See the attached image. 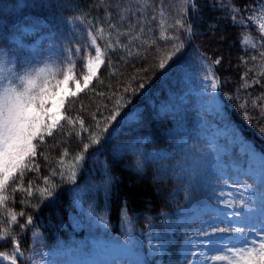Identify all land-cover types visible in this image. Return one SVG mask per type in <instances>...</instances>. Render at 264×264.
I'll use <instances>...</instances> for the list:
<instances>
[{
  "label": "trees",
  "instance_id": "16d2710c",
  "mask_svg": "<svg viewBox=\"0 0 264 264\" xmlns=\"http://www.w3.org/2000/svg\"><path fill=\"white\" fill-rule=\"evenodd\" d=\"M234 7L238 13H233ZM258 10V0H148L147 7L144 0H0V52L4 54L24 27L34 28V37L85 28L97 36L102 52L109 40L120 45L115 52L107 50L90 85L65 101L53 135L46 136L43 145L34 141L37 156L32 170H25L22 182L17 174L9 183L7 206L18 221L11 227L24 254L17 264H39L48 254L68 250L57 259L86 261L100 249L98 242H124L130 233L145 245L138 246L144 264L192 263L194 250L181 251L187 235L199 232L200 237L212 238L220 233L216 227L225 226H198L215 216L210 212L195 219H190L191 211L186 217L180 213L207 205L219 182L209 168L218 156L210 151L205 125L218 118L199 109L193 95H187L193 99L190 104L183 103L186 88L174 74L192 56L207 60L219 78L228 120L264 153V75L259 74L264 70L259 55L264 52V38L254 21L247 19ZM241 16L243 27L238 26ZM177 19L191 32L176 25ZM99 28L104 29V39L97 35ZM246 35L256 48L243 43ZM174 43L183 47L167 59ZM161 59L164 68L159 67ZM216 59L221 64L213 63ZM81 66L78 62L80 73ZM117 111L115 120L106 119ZM131 114L138 116L136 122L128 120ZM67 117L83 119L85 130L79 123L68 124ZM93 137L98 143L91 142ZM84 144L89 145L87 151ZM161 151L170 157L150 156ZM236 151L232 159L240 163ZM77 155H83V160L74 161ZM73 163L77 164L75 177L69 179L65 172L62 178L59 173ZM245 180L256 191L252 206L264 213V175L260 181ZM29 185L31 196L24 191ZM45 187L51 189L50 195H41ZM28 216L32 224H27ZM258 218L264 221L261 215ZM8 219L0 209V233ZM150 230L160 244V255H149L142 241ZM13 248L10 237L0 240V255L11 256ZM217 255L226 253L212 252L213 259Z\"/></svg>",
  "mask_w": 264,
  "mask_h": 264
},
{
  "label": "rangeland",
  "instance_id": "374dc122",
  "mask_svg": "<svg viewBox=\"0 0 264 264\" xmlns=\"http://www.w3.org/2000/svg\"><path fill=\"white\" fill-rule=\"evenodd\" d=\"M264 10H258L255 14V26L259 30V16ZM35 29L24 27L21 33L17 35L10 43L7 53L0 52V63L3 65L23 72L31 70L35 67L44 65H67L68 59L75 61L74 78L80 81V91L76 90V85L71 81L63 87V91L59 96L66 101L71 97V92L76 91L77 94L82 92L90 85V82L98 75L101 68H98L97 74L88 82L87 87L84 85L82 76L87 74L85 67L87 60L94 57V49L90 46V38L88 31L85 28L71 29L69 32L55 31L53 34H42L34 37ZM79 48L80 52L76 53ZM191 61L180 66L179 70L174 74L182 86L186 88L185 96L182 101L185 104H190L194 99L200 103L199 109L209 113L213 118H218L216 122L208 123L207 137L211 143L210 151L218 156V162L214 167L209 166L213 170L219 180L214 186V192L207 205L187 208L180 211L183 217L188 216V212L193 214L190 219L200 217L201 214L210 212L213 217L208 220L200 221L199 225L209 226L223 223L225 229H243V234L235 231L223 232L216 234L212 238L200 237L199 232L195 235L188 234L185 238V245L181 248L183 254L188 252V249L194 250V256L191 264H227V261H215L212 257V252L219 250L221 253L227 254V247L236 248L242 246H251V241L260 242V238L264 237V221L260 220L258 210L252 206L256 191L252 189L245 180L250 179L261 180L264 175V153H261L255 146L249 143L241 131L238 130L235 124L228 120L225 104L219 96L218 88L212 90L210 88V80H205L206 66L210 63L203 57L192 56ZM82 62L83 72L80 73V68L77 69V63ZM213 70V68H212ZM62 79V76L59 77ZM215 78V77H214ZM76 94V95H77ZM187 95H193L190 99ZM195 97V98H194ZM59 98V97H58ZM63 108L55 110L52 114L55 115ZM128 120H135L134 115H129ZM237 149V154L242 157L240 163H235L232 159L233 151ZM227 156V158H224ZM152 158L170 157L169 153L161 152L151 155ZM246 158V162L245 159ZM230 168V169H229ZM230 170V171H229ZM246 202V205L238 203ZM225 205H231L226 207ZM219 210V212L217 211ZM224 213L226 215H220ZM229 226V228H228ZM127 241L124 242H105L97 243L100 249L94 256L86 261H64L61 262L57 258L66 255V251L48 254L45 261L39 264H113L114 261H134L136 264H144V258L141 252L144 243H140L135 236L130 233L126 236ZM145 242L149 255L162 254L160 244L155 241V234L151 230L146 232L142 237ZM227 246V247H226ZM2 264H10V261L3 260L0 255Z\"/></svg>",
  "mask_w": 264,
  "mask_h": 264
},
{
  "label": "snow or ice",
  "instance_id": "6c2138e0",
  "mask_svg": "<svg viewBox=\"0 0 264 264\" xmlns=\"http://www.w3.org/2000/svg\"><path fill=\"white\" fill-rule=\"evenodd\" d=\"M103 2V0H101ZM185 3L188 0H184ZM144 5L148 6V0H144ZM195 7V4L192 5ZM258 9L264 10V0H258ZM233 13H238L239 9L233 8ZM161 16L164 15L163 11L160 13ZM255 18V11H253L248 17V20ZM153 20L156 19L155 16L152 17ZM234 22H237V17H233ZM259 33L261 37L264 38V12L259 16ZM176 25L185 28L186 32H191V28L185 26L181 20H176ZM244 17H239L238 26L243 27ZM112 28L115 25L111 26ZM252 29H249L251 31ZM140 31H143L141 28ZM97 35L101 39L105 38L104 29H97ZM119 35H126L124 33H117ZM88 37L90 38V46L94 49V57L89 58L85 65L87 69V74L82 76L85 87H87L88 82L97 74V70L104 63L103 56L106 54L108 49L113 52L116 51V47L120 46L117 40L114 45L111 40L106 44L105 51L102 52L101 47L97 44V36L93 35L91 31L88 32ZM138 38V37H134ZM167 39L179 40V37H167ZM147 43V41H145ZM243 43L252 48H256V43L253 41L250 35L243 37ZM183 44L174 43L172 45L173 52L169 54L166 58L170 59L171 55L175 52L180 51ZM76 53L80 52L77 48ZM131 54V53H129ZM260 58L264 59V52H261ZM67 65H44L35 67L31 70H25L23 72L13 70L2 63H0V209H3L7 215L8 223L0 233V240H6L9 237L14 245L13 254L11 256L5 254L3 255V260L10 261V264H17L18 259L24 254L20 249L19 243L16 237L13 235L11 225L18 223L17 214L13 212L8 206L7 202L11 198L8 188L9 183L12 180L18 179L22 182L25 170H32L33 160L37 156V144L34 141L39 140V143L43 145L45 143V137H51L53 135V129L59 124L57 117L60 115L59 111L56 114L52 113L64 106V99L59 96L60 92L63 91V87H66L71 81L76 85V90L80 91V81L74 78L75 61L70 57L67 58ZM253 60L257 59V56H252ZM216 65L221 64L220 59L213 61ZM160 68L165 67V60L161 59L159 63ZM260 75H264V70H262ZM62 76V79L59 77ZM215 73L212 70L211 64L206 66V74L204 79L210 80V88L214 91L219 87V78H214ZM259 83V81H255ZM249 84L245 81L244 87H248ZM77 92H71L72 96H76ZM59 97V98H58ZM253 106L255 107L256 102L253 101ZM118 111L106 119L115 120ZM67 123L70 125H75L79 123L81 130L84 129L83 119L77 117L75 119L67 117ZM97 127H99V122H97ZM107 129H105L106 131ZM78 136L80 132L76 133ZM98 143V140L93 137L92 141ZM89 145L84 144V151H87ZM67 155V152L64 153ZM83 155H77L73 159L78 162L83 160ZM61 166L63 161H60ZM76 163H73L68 168L63 169L59 174L63 178L64 173H68V178L72 179L75 177V167ZM57 174L55 171L53 175ZM49 182L46 180L45 184ZM18 185L13 186L11 189L12 193L17 191ZM29 196L32 195L31 185L27 189H24ZM41 195H50L51 189L45 187L40 190ZM226 207L231 205H225ZM219 212V210H217ZM220 215H226L224 213H219ZM19 215H24L20 213ZM261 217L264 218V213H260ZM27 224H32L31 216L27 217ZM25 225L20 224L23 228ZM212 225H209L211 227ZM215 231L223 233L225 231H235L243 234V229H225L222 227H216ZM207 235V233H205ZM227 247V246H226ZM215 261H227V264H264V237L260 238V242L257 243L256 240L251 241V246H242L231 248L227 247L226 255H217L214 257ZM2 264V261H0ZM52 264V262H50Z\"/></svg>",
  "mask_w": 264,
  "mask_h": 264
}]
</instances>
